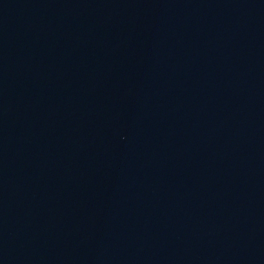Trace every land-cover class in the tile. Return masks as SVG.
I'll return each instance as SVG.
<instances>
[{
    "label": "water",
    "instance_id": "1",
    "mask_svg": "<svg viewBox=\"0 0 264 264\" xmlns=\"http://www.w3.org/2000/svg\"><path fill=\"white\" fill-rule=\"evenodd\" d=\"M0 264H264V0H0Z\"/></svg>",
    "mask_w": 264,
    "mask_h": 264
}]
</instances>
